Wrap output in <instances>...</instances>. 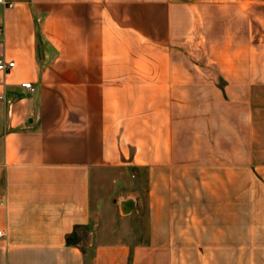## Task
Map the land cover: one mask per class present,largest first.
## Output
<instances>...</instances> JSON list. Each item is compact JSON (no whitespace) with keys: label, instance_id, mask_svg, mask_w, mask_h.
<instances>
[{"label":"crops","instance_id":"crops-1","mask_svg":"<svg viewBox=\"0 0 264 264\" xmlns=\"http://www.w3.org/2000/svg\"><path fill=\"white\" fill-rule=\"evenodd\" d=\"M5 1L0 264H264V0Z\"/></svg>","mask_w":264,"mask_h":264},{"label":"rangeland","instance_id":"rangeland-1","mask_svg":"<svg viewBox=\"0 0 264 264\" xmlns=\"http://www.w3.org/2000/svg\"><path fill=\"white\" fill-rule=\"evenodd\" d=\"M207 11H208V14L206 15L207 20L201 21V23H199V28L207 34V38L205 39V41L208 42V44L211 45V47L214 50V49H218V46H219V37L218 36H219V33H220V30H221L223 23H221V20H220V12H219L218 7L212 6L209 9H207ZM224 25H226V24L224 23ZM227 29L229 31H234L235 30V22L229 21L227 23ZM197 41H200L204 45L202 38H200V37L197 38ZM213 55L214 54H212V56ZM216 56H217V59L219 58V60H220V58H221L220 55H216ZM189 58L192 60V58L194 59L196 57L189 56ZM196 59H197L196 61L201 60L200 58H196ZM204 61H205V59H204ZM102 177H107V175L103 174ZM129 178L132 179L130 175H129ZM127 185H128V181H119L118 183L115 184L114 188L106 186L103 189V191H106V189L110 188L109 190H112V192L114 191V194L111 193V196L109 198V201L111 202V204H116V201L113 200V197L117 198V196L120 192V189H126ZM99 205H100V207H102L104 205V197H103L102 192H101V196L99 197ZM113 216H115L114 213L112 215H110V217H113ZM103 232H106V230H104ZM102 233L100 235H102Z\"/></svg>","mask_w":264,"mask_h":264},{"label":"built area","instance_id":"built-area-1","mask_svg":"<svg viewBox=\"0 0 264 264\" xmlns=\"http://www.w3.org/2000/svg\"><path fill=\"white\" fill-rule=\"evenodd\" d=\"M0 4H6V1L5 0H0ZM9 5V3H8ZM14 65V62L13 61H8V62H4L2 60H0V69H7L9 67H12ZM22 88H24L25 90L29 91V92H32L34 90V87L32 85L31 82L29 81H23L19 84ZM0 204H2V202H0ZM2 234L1 230H0V235Z\"/></svg>","mask_w":264,"mask_h":264},{"label":"water","instance_id":"water-1","mask_svg":"<svg viewBox=\"0 0 264 264\" xmlns=\"http://www.w3.org/2000/svg\"><path fill=\"white\" fill-rule=\"evenodd\" d=\"M134 205H135L134 199L131 197L127 199H122L119 201V206H120L122 213H128L129 211L133 209ZM74 242H77V241H74Z\"/></svg>","mask_w":264,"mask_h":264}]
</instances>
